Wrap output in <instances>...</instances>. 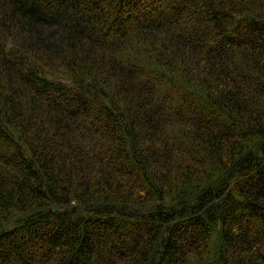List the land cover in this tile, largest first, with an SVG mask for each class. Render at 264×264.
<instances>
[{
  "label": "trees",
  "instance_id": "16d2710c",
  "mask_svg": "<svg viewBox=\"0 0 264 264\" xmlns=\"http://www.w3.org/2000/svg\"><path fill=\"white\" fill-rule=\"evenodd\" d=\"M0 264H264V0H0Z\"/></svg>",
  "mask_w": 264,
  "mask_h": 264
}]
</instances>
